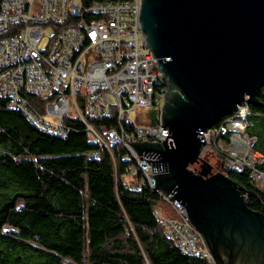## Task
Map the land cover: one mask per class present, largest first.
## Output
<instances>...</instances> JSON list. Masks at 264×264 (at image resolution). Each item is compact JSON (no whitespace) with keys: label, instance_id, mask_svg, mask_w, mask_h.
Instances as JSON below:
<instances>
[{"label":"trees","instance_id":"1","mask_svg":"<svg viewBox=\"0 0 264 264\" xmlns=\"http://www.w3.org/2000/svg\"><path fill=\"white\" fill-rule=\"evenodd\" d=\"M114 1L119 0L82 3ZM26 99L36 114H45L50 99ZM259 99L260 105L251 106L246 134L261 160L264 89ZM88 123L99 131L117 127L113 118ZM140 123L155 125L158 114L149 112ZM64 132L41 129L0 99V264H205L183 254L166 235L156 210H172L142 173L131 176L135 161L127 159L123 145L96 142L76 117L65 120ZM255 168L264 172V160ZM224 173L243 189L248 207L264 214V188L252 181L251 169Z\"/></svg>","mask_w":264,"mask_h":264},{"label":"built area","instance_id":"2","mask_svg":"<svg viewBox=\"0 0 264 264\" xmlns=\"http://www.w3.org/2000/svg\"><path fill=\"white\" fill-rule=\"evenodd\" d=\"M140 2L119 0L85 6L82 0H4L0 12V99L53 134H65V120L76 117L86 123L89 133L97 131L99 143L106 147L103 133L122 140L127 152L135 149L129 142L163 143L169 130L162 124L161 129H153L130 118L136 103L153 105L161 115L168 91L154 53L141 46ZM27 95L50 99L43 116L29 106ZM238 110L242 112V106ZM243 114L245 124L230 121L201 131L206 144L200 157L212 164L216 160L223 171L250 168V178L264 188V172L255 168L264 159L253 154L255 140L246 134L252 111ZM110 118L117 121L116 128L99 131L88 123L89 119ZM140 127H148V134H140ZM220 131H229L224 157L212 151V141ZM92 157L98 159L99 155ZM139 173L171 208L173 215L161 209L156 215L179 250L203 258L205 264H218L207 244L205 251H198L197 240L206 241L185 207L155 188L152 164L143 160V170L133 168L131 176Z\"/></svg>","mask_w":264,"mask_h":264},{"label":"water","instance_id":"3","mask_svg":"<svg viewBox=\"0 0 264 264\" xmlns=\"http://www.w3.org/2000/svg\"><path fill=\"white\" fill-rule=\"evenodd\" d=\"M141 46L168 87L159 142H129L152 164L155 188L186 209L218 264H264V214L201 159L210 130L264 89V0H141ZM183 207V208H184Z\"/></svg>","mask_w":264,"mask_h":264},{"label":"bare ground","instance_id":"4","mask_svg":"<svg viewBox=\"0 0 264 264\" xmlns=\"http://www.w3.org/2000/svg\"><path fill=\"white\" fill-rule=\"evenodd\" d=\"M142 109H144L146 112L151 111L157 113L156 107L153 105H149L147 103H136V110H130V118L133 114L139 115ZM250 109H251V105H249L248 103H244L242 105V112L238 110L233 116L229 117L223 123L233 121L236 124H245V116L243 113H249ZM137 111L139 113H137ZM157 114H158V123L152 125L153 129H161V115L159 113ZM27 117L31 121L30 116ZM135 124H142V123L135 121ZM140 134H148V127H140ZM90 135L96 142H100V135H97V131H90ZM103 140H105V144L108 146L113 144L122 145V140L113 137V134L110 133H103ZM228 140H229V131H220L219 134H216V136H214V140L212 141V151H216L217 157H224L225 153H223L224 151L222 150L225 149L224 143H228ZM129 158L135 161L134 168H136V170H143V160L141 158H138L135 149H129L128 159ZM254 183L260 186V182H254ZM197 249L198 251L206 250V243L204 242V240H197Z\"/></svg>","mask_w":264,"mask_h":264},{"label":"rangeland","instance_id":"5","mask_svg":"<svg viewBox=\"0 0 264 264\" xmlns=\"http://www.w3.org/2000/svg\"><path fill=\"white\" fill-rule=\"evenodd\" d=\"M47 33H49V32H47ZM49 34H50V33H49ZM150 112H151V111H150ZM148 113H149V112H146L144 109H142L139 115H137V114H133V115L131 116V118H132L133 121H137V122L140 123V122H141V115H142V114L147 115ZM222 151H224L223 153L228 154V152H227L226 149H224V150H222ZM207 160H208V159H207ZM207 162L209 163V160H208ZM212 162H213V163L215 162V164H212V163H209V164L212 165V167H213L217 172H224V171H223V167L221 166L220 163L216 164V163H217L216 160H213ZM167 214H168V213H167ZM171 214H172V213H169L168 216H170Z\"/></svg>","mask_w":264,"mask_h":264}]
</instances>
